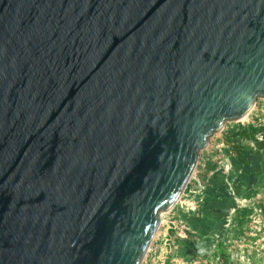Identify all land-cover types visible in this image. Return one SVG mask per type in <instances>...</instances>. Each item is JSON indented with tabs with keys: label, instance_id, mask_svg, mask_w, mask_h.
<instances>
[{
	"label": "water",
	"instance_id": "obj_1",
	"mask_svg": "<svg viewBox=\"0 0 264 264\" xmlns=\"http://www.w3.org/2000/svg\"><path fill=\"white\" fill-rule=\"evenodd\" d=\"M260 98L264 0H0V264H141Z\"/></svg>",
	"mask_w": 264,
	"mask_h": 264
},
{
	"label": "rangeland",
	"instance_id": "obj_2",
	"mask_svg": "<svg viewBox=\"0 0 264 264\" xmlns=\"http://www.w3.org/2000/svg\"><path fill=\"white\" fill-rule=\"evenodd\" d=\"M262 102L200 150L181 198L160 211L141 264H264Z\"/></svg>",
	"mask_w": 264,
	"mask_h": 264
},
{
	"label": "bare ground",
	"instance_id": "obj_3",
	"mask_svg": "<svg viewBox=\"0 0 264 264\" xmlns=\"http://www.w3.org/2000/svg\"><path fill=\"white\" fill-rule=\"evenodd\" d=\"M256 103H257V101L256 102H254V104L252 105V107H251V109L249 110V112L248 113H246L242 118H241V120H247L248 119V117H249V113L251 112V110L255 107V105H256ZM251 115V114H250ZM217 133V132H216ZM194 168H195V166H194ZM194 168H193V171H194ZM193 173V172H192ZM192 176V175H191ZM181 198V197H180ZM179 198V199H180ZM176 204V203H175ZM174 204V205H175ZM159 223V222H158ZM157 228H158V224H157V227H156V229H155V233H156V230H157ZM155 233H154V235H153V237L155 236ZM153 237H152V239H151V242L153 241ZM150 242V243H151ZM150 243H149V245H150ZM148 245V248H147V250H146V252H145V254L147 253V251H148V249H149V246ZM145 257V256H144ZM144 259V258H143Z\"/></svg>",
	"mask_w": 264,
	"mask_h": 264
},
{
	"label": "built area",
	"instance_id": "obj_4",
	"mask_svg": "<svg viewBox=\"0 0 264 264\" xmlns=\"http://www.w3.org/2000/svg\"><path fill=\"white\" fill-rule=\"evenodd\" d=\"M260 99L263 100L260 107H261V113L264 115V98H260ZM263 121H264V117H263Z\"/></svg>",
	"mask_w": 264,
	"mask_h": 264
},
{
	"label": "trees",
	"instance_id": "obj_5",
	"mask_svg": "<svg viewBox=\"0 0 264 264\" xmlns=\"http://www.w3.org/2000/svg\"><path fill=\"white\" fill-rule=\"evenodd\" d=\"M259 144H264V141H262V142H259ZM240 183H238L237 185H239Z\"/></svg>",
	"mask_w": 264,
	"mask_h": 264
}]
</instances>
